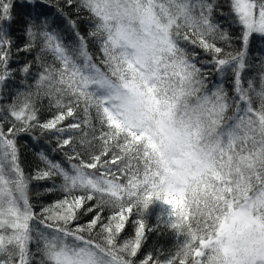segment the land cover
Wrapping results in <instances>:
<instances>
[{
    "label": "snow or ice",
    "instance_id": "obj_1",
    "mask_svg": "<svg viewBox=\"0 0 264 264\" xmlns=\"http://www.w3.org/2000/svg\"><path fill=\"white\" fill-rule=\"evenodd\" d=\"M227 3L236 37L216 19L218 0H64L71 41L37 10L18 45L15 0H0V264H264V58L259 90L244 76L264 0ZM233 40L234 51L218 45ZM212 71L231 72V91ZM17 72L27 90L6 94ZM34 97L48 100V118ZM36 128L64 161L40 152L44 166L26 176L17 137ZM56 178L64 198L37 211L32 182ZM156 206L177 247L140 258ZM81 213L92 215L80 223Z\"/></svg>",
    "mask_w": 264,
    "mask_h": 264
},
{
    "label": "trees",
    "instance_id": "obj_2",
    "mask_svg": "<svg viewBox=\"0 0 264 264\" xmlns=\"http://www.w3.org/2000/svg\"><path fill=\"white\" fill-rule=\"evenodd\" d=\"M39 2V0H38ZM218 3L222 5V11L225 13L224 16L216 15L217 21L221 24L222 28L227 30L232 37L239 35V27L233 24L228 17L229 8L227 0H218ZM15 23L10 26V31L12 33L13 40L18 45H23L26 41V36L24 35L25 21L28 19L29 14L35 15V11H41L49 16L50 19H55L56 23L53 25L61 36H63L65 42L72 40V31L65 22L63 16L57 12V8L60 7L65 13L71 15V18L75 19V15L72 14V10L67 8L64 5V0H48V3L43 7L34 10L32 7H24L23 0H15ZM86 24H82V30L86 28ZM218 45L224 47L226 51H234L239 48V42L233 40L232 45L228 46L223 42L218 41ZM94 51V49H93ZM197 51H200L197 49ZM36 53H19L18 58L13 61V68H19L23 65L26 60H32ZM201 59H209L203 52H200ZM264 58V38L259 36H254L250 40L249 49H248V62L249 67L245 70L244 76L247 79H252L254 81L255 87L259 90L260 86V74H261V64L260 60ZM50 60V57H48ZM209 70L211 66L209 65ZM35 71V69H33ZM24 77L20 73L15 74V78L7 82V86L4 88V92L7 94L9 92L15 93L17 90L25 91L27 90V84H21V80ZM210 80L213 83L223 82L225 88L231 91V72L225 73L223 77L219 76L215 71H212ZM28 84L32 83V78H28ZM36 101V106L40 109V118L46 119L50 116L51 110L48 107L47 99L33 98ZM8 100L7 95L5 100L2 101L6 103ZM258 99L254 100V105L258 106ZM17 144L20 151V162L21 167L24 169L25 175L30 176L33 174V171L36 167H43V163L39 160L38 154L44 152L51 159L64 161V156L61 152H53L52 149L56 147V139L51 133H41L40 129L36 128L31 131V133L20 134L17 137ZM79 148V145H78ZM66 164V161H65ZM59 178L55 180L48 181H33L28 195L31 198V202L37 211H40L41 208L53 205L56 201L64 198L65 193L58 190V185L60 184ZM53 184L57 185V188H54L52 191H46L48 188H52ZM160 210V206H156L151 209L150 214L147 216L146 223L153 228V231L148 232L147 241L143 244L141 253L139 254L140 258L147 252H152L153 254H159L162 250L163 259L164 255H167L170 252H174L177 247L178 238L174 236L170 230L164 229L162 226L157 228V215L156 213ZM110 213L106 210L104 215L107 216ZM91 213L80 215V223H85L88 219L91 218ZM133 219H136L133 216ZM134 234V227L131 221L128 223L126 229L121 233L118 238V242L122 243L124 240L130 238ZM94 238L101 240V236L93 234ZM179 239H182L179 238ZM34 250V246H33Z\"/></svg>",
    "mask_w": 264,
    "mask_h": 264
}]
</instances>
